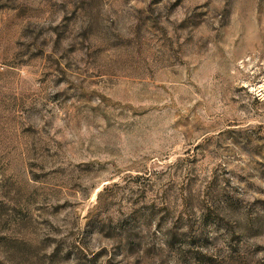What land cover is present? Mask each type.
I'll return each mask as SVG.
<instances>
[{"label": "rangeland", "instance_id": "374dc122", "mask_svg": "<svg viewBox=\"0 0 264 264\" xmlns=\"http://www.w3.org/2000/svg\"><path fill=\"white\" fill-rule=\"evenodd\" d=\"M0 264H264V0H0Z\"/></svg>", "mask_w": 264, "mask_h": 264}]
</instances>
